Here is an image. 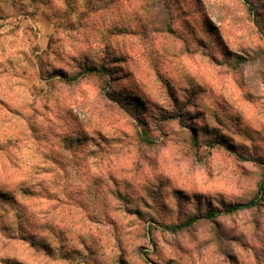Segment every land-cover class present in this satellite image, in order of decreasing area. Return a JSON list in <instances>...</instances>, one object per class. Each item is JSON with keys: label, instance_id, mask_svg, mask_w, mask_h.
Masks as SVG:
<instances>
[{"label": "rangeland", "instance_id": "obj_1", "mask_svg": "<svg viewBox=\"0 0 264 264\" xmlns=\"http://www.w3.org/2000/svg\"><path fill=\"white\" fill-rule=\"evenodd\" d=\"M0 264H264V0H0Z\"/></svg>", "mask_w": 264, "mask_h": 264}, {"label": "trees", "instance_id": "obj_2", "mask_svg": "<svg viewBox=\"0 0 264 264\" xmlns=\"http://www.w3.org/2000/svg\"><path fill=\"white\" fill-rule=\"evenodd\" d=\"M249 1V0H247ZM105 71V68L102 67V66H96V65H89V66H86L84 72L85 73H88V74H102L104 73ZM256 203L254 200H250L249 202L245 203V204H236V205H232V206H229V208L226 210L228 212H233V211H236L240 208H247V207H252L254 206ZM215 213L214 212H209L207 213V216H213ZM192 221V220H191Z\"/></svg>", "mask_w": 264, "mask_h": 264}]
</instances>
